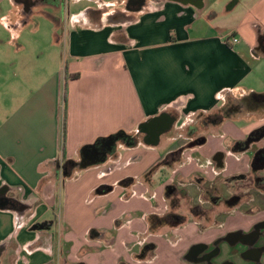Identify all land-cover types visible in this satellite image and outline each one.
I'll return each mask as SVG.
<instances>
[{
  "label": "crops",
  "instance_id": "1",
  "mask_svg": "<svg viewBox=\"0 0 264 264\" xmlns=\"http://www.w3.org/2000/svg\"><path fill=\"white\" fill-rule=\"evenodd\" d=\"M8 1L16 36L45 9L60 35L15 63L0 57V264H192L191 245L264 216L235 213L220 228L146 236L147 216L162 214V192L177 177L213 180L217 152L226 153L221 177L250 168L251 153L238 160L226 140L264 126V0H243L242 11V0H126L120 8L35 0L22 25L21 1ZM249 96L257 106L212 126L175 163L195 117ZM163 113L173 122L149 141L142 127ZM120 132L137 144L115 141L78 168L85 149ZM143 243L155 245L154 257L143 258ZM257 259L264 264V252Z\"/></svg>",
  "mask_w": 264,
  "mask_h": 264
},
{
  "label": "flooded vegetation",
  "instance_id": "2",
  "mask_svg": "<svg viewBox=\"0 0 264 264\" xmlns=\"http://www.w3.org/2000/svg\"><path fill=\"white\" fill-rule=\"evenodd\" d=\"M20 1L23 19L18 24L22 25L26 21L30 9L38 1ZM137 1L141 2V0ZM130 3L137 2L134 0ZM259 102L252 97L228 101L222 108V115L243 117ZM197 117L198 120L202 118L201 121L199 120L200 125L193 124L194 127L187 129L184 137L186 141L172 154L175 163H181L182 154L186 150L202 144L204 141L202 135L209 130L210 124L220 120L219 116ZM172 119L173 116L163 113L158 118L146 123L142 127L146 133L145 138L152 141L158 133L167 129V125ZM198 130L199 136H197ZM126 140L130 145L137 144L134 137ZM261 142H264V126L255 128L242 140H226L227 153L236 156L238 160H240V155L251 153L250 168L246 173L237 172L221 177L218 173L224 169L226 153L217 152L213 156L216 174L213 180L208 181L204 177L193 175L187 180L177 177V181L166 185L162 192L164 208L154 202V207L161 208L163 212L161 215L150 214L147 216L146 236H158L163 229H166L164 234H168L188 224L195 225L199 232H203L211 227L224 226L227 219L235 213L255 216L264 212V203L259 204V199L264 197V144L258 146ZM106 152L107 146L104 143L88 150L90 156L104 155ZM189 186L191 188H188ZM4 201L9 207L18 208V203L14 200L6 198ZM155 250L156 247L153 243H143L141 250L143 258L145 256L154 257ZM263 252L264 216L253 222L246 230L228 232L208 244L191 245L185 257L186 259L191 257L192 264H260L257 257Z\"/></svg>",
  "mask_w": 264,
  "mask_h": 264
},
{
  "label": "rangeland",
  "instance_id": "3",
  "mask_svg": "<svg viewBox=\"0 0 264 264\" xmlns=\"http://www.w3.org/2000/svg\"><path fill=\"white\" fill-rule=\"evenodd\" d=\"M105 1L111 3L108 8H120L121 1L126 0ZM79 6L85 8L93 5L92 2L88 0H80ZM246 7L247 4L242 0V2L239 3L236 9L238 11H242ZM49 13L50 11L46 9L41 11H34V14L30 18L28 24H25L23 26L20 36H16V34H14L11 29L16 27L15 22L17 21V13L13 7L11 8V4L8 0H6L5 3H2L0 5V40L2 41V44L0 45V57L4 56L7 63H15L20 59L21 56H24L28 47L40 45L48 50L49 47L57 40L56 37L60 35V31L57 28L55 22L47 18V14ZM223 20L225 21L226 19ZM8 68L10 70L9 73H11V67ZM234 100L236 99L231 97H229L228 99V101ZM194 119V123L200 125L199 120L201 121L202 118H199L198 120V117H195ZM235 124L238 126H242L244 125V121H235ZM187 129L185 132H187ZM197 134H199V130ZM183 136L185 137V133L183 134ZM260 203H264V197L259 199V204Z\"/></svg>",
  "mask_w": 264,
  "mask_h": 264
},
{
  "label": "water",
  "instance_id": "4",
  "mask_svg": "<svg viewBox=\"0 0 264 264\" xmlns=\"http://www.w3.org/2000/svg\"><path fill=\"white\" fill-rule=\"evenodd\" d=\"M158 118V117H157ZM173 121L169 122L167 125V128L169 127L170 124H172ZM156 141H158V135L155 136ZM116 140L109 138V140L106 142V146H107V151L111 152V148L113 147L114 143ZM93 147H90L89 149H92ZM90 158V154H88V149H86L83 152V158L81 159V162L77 165L78 168L80 169H84L88 166H90L91 164H93L94 162L89 161ZM40 227L38 226H34L33 230L39 229Z\"/></svg>",
  "mask_w": 264,
  "mask_h": 264
},
{
  "label": "trees",
  "instance_id": "5",
  "mask_svg": "<svg viewBox=\"0 0 264 264\" xmlns=\"http://www.w3.org/2000/svg\"><path fill=\"white\" fill-rule=\"evenodd\" d=\"M250 97H252V98H255L254 96H249V97H245V98H242V99H247V98H250ZM239 100H241V99H239ZM228 102V99H227V101H226V103ZM223 113H222V110H220V111H216L215 113H213V114H211V115H208V116H219L220 117V120L218 119V121H216V122H212V125H210L209 126V129L210 128H212V126H218V125H220L224 120H226V119H231L233 116H227V115H222ZM126 138H128L126 135H124L123 133H118V134H116V135H114V136H112L111 137V139H114V140H116V141H118V140H123V139H126ZM101 141L102 140H99V141H97L96 142V145H100V143H101ZM94 147H95V145H94ZM86 150V149H85ZM84 150V151H85Z\"/></svg>",
  "mask_w": 264,
  "mask_h": 264
}]
</instances>
